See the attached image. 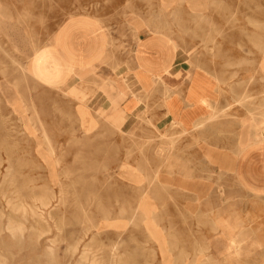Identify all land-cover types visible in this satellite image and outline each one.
<instances>
[{"label": "rangeland", "instance_id": "rangeland-1", "mask_svg": "<svg viewBox=\"0 0 264 264\" xmlns=\"http://www.w3.org/2000/svg\"><path fill=\"white\" fill-rule=\"evenodd\" d=\"M75 14L107 17L126 43L138 28L167 34L218 80L220 107L191 130L145 120L127 133L82 89L71 100L40 82L33 64ZM263 139L264 0H0V264H264V161L247 168L251 185L226 162ZM184 164L201 191L176 186ZM43 195L52 204L39 210Z\"/></svg>", "mask_w": 264, "mask_h": 264}, {"label": "crops", "instance_id": "crops-1", "mask_svg": "<svg viewBox=\"0 0 264 264\" xmlns=\"http://www.w3.org/2000/svg\"><path fill=\"white\" fill-rule=\"evenodd\" d=\"M106 21L107 17L93 14H75L63 21L54 32L52 48L33 64L35 77L48 86H65V94L71 87L82 89L86 97L81 101L91 111L127 133L140 132L145 120L160 129L191 130L220 107L218 80L205 69L187 65L170 36L138 28L135 40L126 43ZM105 85L112 88L104 90ZM254 153L259 158L253 159ZM207 155L213 162L217 153L212 150ZM260 155H264V139L248 146L243 157L229 149L230 178L251 185L247 168L253 161H264ZM171 166L174 170L176 163ZM179 172L174 180L180 190L201 191L193 188L194 177L186 164ZM232 238L229 247L236 240Z\"/></svg>", "mask_w": 264, "mask_h": 264}, {"label": "bare ground", "instance_id": "bare-ground-1", "mask_svg": "<svg viewBox=\"0 0 264 264\" xmlns=\"http://www.w3.org/2000/svg\"><path fill=\"white\" fill-rule=\"evenodd\" d=\"M34 58V57H33ZM34 63V62H33ZM18 71V70H17ZM165 102V101H164ZM164 105V104H163ZM234 107V106H233ZM175 124V123H174ZM198 124V123H197ZM174 126V125H173ZM197 127L199 128V126L197 125ZM48 140V139H47ZM51 144V143H50ZM49 147V146H48ZM162 147V146H161ZM160 147V148H161ZM51 148H53V147H51ZM166 149H167V147H162L161 149H160V152L161 151H166ZM211 151V150H210ZM169 160V159H168ZM171 161V160H170ZM183 162V161H182ZM168 165V164H167ZM205 165V164H204ZM211 165V164H210ZM170 170H171V168H170ZM187 173V172H186ZM190 173V172H189ZM209 173V172H208ZM176 174V173H175ZM193 177V176H192ZM219 180V179H218ZM98 192V191H97ZM101 194V193H100ZM226 198V197H225ZM224 198V199H225ZM38 199V201H37V203L34 205V207H36L37 209H39V210H43V208L45 209V208H47V207H49L51 204H52V198L50 197V196H48V195H43V196H41V197H39V198H37ZM58 200V199H57ZM244 202V201H243ZM39 203V204H38ZM33 205V204H32ZM29 206V207H33V206ZM15 208H17V209H21L20 211H22V210H27V208H28V205L27 204H25L24 202H18V203H16L15 205ZM59 207V206H58ZM25 210V211H26ZM239 211V210H238ZM43 212V211H42ZM38 213H40L41 214V211H38ZM34 215H35V212L33 213ZM43 214V213H42ZM7 215V214H6ZM221 218V217H220ZM247 219V218H246ZM45 220V219H44ZM213 220H215V219H213ZM221 221V220H220ZM215 222V221H214ZM238 222V221H237ZM223 223H224V221H223ZM215 224H216V222H215ZM107 225V224H106ZM109 225V224H108ZM107 225V226H108ZM227 225V224H226ZM51 226V225H50ZM238 226V225H237ZM226 227V226H225ZM226 228H228V227H226ZM252 228H254V227H252ZM6 229L8 230V232L11 234V236L12 237H14V238H17V237H20V236H22V233H23V231H24V228H23V226L21 225V224H17V225H14V224H12L11 222H8V225L6 226ZM240 229V228H239ZM230 230V229H229ZM231 231V230H230ZM24 236V235H23ZM22 236V237H23ZM21 237V238H22ZM92 237V236H91ZM239 237V236H238ZM246 237V236H245ZM259 238V237H258ZM19 239V238H18ZM233 239H235V238H233ZM243 240V239H242ZM52 241H54V240H51V243H52ZM242 242H244V241H242ZM231 243H232V246H234V248L236 249V251H237V253H239V244H240V238L238 239H236V240H231ZM258 243H262V240L261 241H258ZM53 245H54V243H53ZM231 246V245H230ZM52 247V246H51ZM48 248V247H47ZM49 250H51L50 252H52L51 254H54L53 253V251H54V249H50V248H48ZM53 250V251H52ZM56 250V249H55ZM87 252V251H86ZM55 253H57L56 251H55ZM58 254V253H57ZM90 255V254H89ZM84 259H85V257H84ZM91 260V259H90ZM89 260V261H90ZM84 261V260H83ZM79 264H81V263H79ZM89 264V263H88ZM92 264H98L97 262H93Z\"/></svg>", "mask_w": 264, "mask_h": 264}]
</instances>
